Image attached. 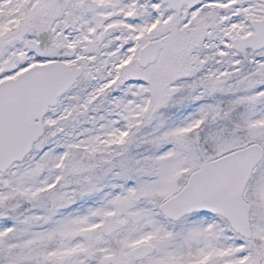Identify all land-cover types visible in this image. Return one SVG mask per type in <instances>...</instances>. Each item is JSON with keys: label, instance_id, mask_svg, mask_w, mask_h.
Segmentation results:
<instances>
[{"label": "snow or ice", "instance_id": "1", "mask_svg": "<svg viewBox=\"0 0 264 264\" xmlns=\"http://www.w3.org/2000/svg\"><path fill=\"white\" fill-rule=\"evenodd\" d=\"M0 264H264V0H0Z\"/></svg>", "mask_w": 264, "mask_h": 264}]
</instances>
